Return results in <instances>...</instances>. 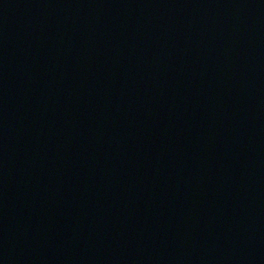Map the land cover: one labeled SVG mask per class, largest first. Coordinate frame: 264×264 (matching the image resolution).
<instances>
[{
	"label": "water",
	"instance_id": "obj_1",
	"mask_svg": "<svg viewBox=\"0 0 264 264\" xmlns=\"http://www.w3.org/2000/svg\"><path fill=\"white\" fill-rule=\"evenodd\" d=\"M0 264H264V0H0Z\"/></svg>",
	"mask_w": 264,
	"mask_h": 264
}]
</instances>
